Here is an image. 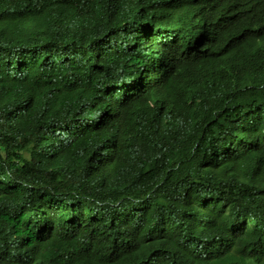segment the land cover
Returning a JSON list of instances; mask_svg holds the SVG:
<instances>
[{
  "label": "trees",
  "instance_id": "trees-1",
  "mask_svg": "<svg viewBox=\"0 0 264 264\" xmlns=\"http://www.w3.org/2000/svg\"><path fill=\"white\" fill-rule=\"evenodd\" d=\"M0 264H264V0H0Z\"/></svg>",
  "mask_w": 264,
  "mask_h": 264
}]
</instances>
